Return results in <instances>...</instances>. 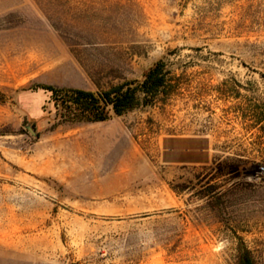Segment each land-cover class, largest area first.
<instances>
[{
    "label": "rangeland",
    "instance_id": "obj_1",
    "mask_svg": "<svg viewBox=\"0 0 264 264\" xmlns=\"http://www.w3.org/2000/svg\"><path fill=\"white\" fill-rule=\"evenodd\" d=\"M162 59L176 91L65 122ZM264 0H0V264H264Z\"/></svg>",
    "mask_w": 264,
    "mask_h": 264
},
{
    "label": "trees",
    "instance_id": "obj_2",
    "mask_svg": "<svg viewBox=\"0 0 264 264\" xmlns=\"http://www.w3.org/2000/svg\"><path fill=\"white\" fill-rule=\"evenodd\" d=\"M36 88L49 93L57 118L65 122L106 121L135 107L152 104L160 94L167 97L176 91L162 59L150 66L140 79L125 80L107 89L93 91L51 84ZM242 263L252 264L251 257L245 255Z\"/></svg>",
    "mask_w": 264,
    "mask_h": 264
},
{
    "label": "bare ground",
    "instance_id": "obj_3",
    "mask_svg": "<svg viewBox=\"0 0 264 264\" xmlns=\"http://www.w3.org/2000/svg\"><path fill=\"white\" fill-rule=\"evenodd\" d=\"M255 168H256V171L259 172V173L264 172V169L259 167V166H255Z\"/></svg>",
    "mask_w": 264,
    "mask_h": 264
},
{
    "label": "built area",
    "instance_id": "obj_4",
    "mask_svg": "<svg viewBox=\"0 0 264 264\" xmlns=\"http://www.w3.org/2000/svg\"><path fill=\"white\" fill-rule=\"evenodd\" d=\"M259 167H261V168H263V169H264V166H259Z\"/></svg>",
    "mask_w": 264,
    "mask_h": 264
}]
</instances>
